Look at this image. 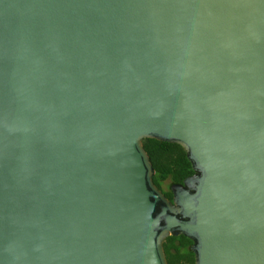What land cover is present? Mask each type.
<instances>
[{"label": "water", "instance_id": "95a60500", "mask_svg": "<svg viewBox=\"0 0 264 264\" xmlns=\"http://www.w3.org/2000/svg\"><path fill=\"white\" fill-rule=\"evenodd\" d=\"M144 138L193 173L154 184ZM264 264V0H0V264Z\"/></svg>", "mask_w": 264, "mask_h": 264}, {"label": "trees", "instance_id": "16d2710c", "mask_svg": "<svg viewBox=\"0 0 264 264\" xmlns=\"http://www.w3.org/2000/svg\"><path fill=\"white\" fill-rule=\"evenodd\" d=\"M142 144L154 168V184L170 199L171 184L182 183L186 176L193 173L184 149L178 143L155 138H144ZM191 244V239L182 234L167 236L163 241L167 264H194Z\"/></svg>", "mask_w": 264, "mask_h": 264}, {"label": "flooded vegetation", "instance_id": "af4514ba", "mask_svg": "<svg viewBox=\"0 0 264 264\" xmlns=\"http://www.w3.org/2000/svg\"><path fill=\"white\" fill-rule=\"evenodd\" d=\"M164 190H166V189H164ZM171 197H172V194H171ZM171 199V198H170Z\"/></svg>", "mask_w": 264, "mask_h": 264}, {"label": "rangeland", "instance_id": "374dc122", "mask_svg": "<svg viewBox=\"0 0 264 264\" xmlns=\"http://www.w3.org/2000/svg\"><path fill=\"white\" fill-rule=\"evenodd\" d=\"M165 187V189H167V187L166 186H164Z\"/></svg>", "mask_w": 264, "mask_h": 264}]
</instances>
